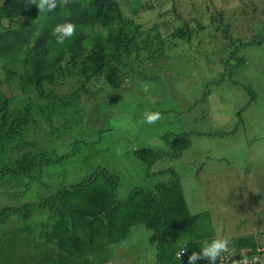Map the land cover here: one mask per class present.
<instances>
[{
  "label": "rangeland",
  "instance_id": "1",
  "mask_svg": "<svg viewBox=\"0 0 264 264\" xmlns=\"http://www.w3.org/2000/svg\"><path fill=\"white\" fill-rule=\"evenodd\" d=\"M174 1L181 4L180 12L188 18L194 14L204 26L192 42L174 40L160 64L130 69L122 89H112L104 79L92 82L91 93L80 91L68 108H58L52 122L42 115L32 123L25 140L54 162L30 179L18 178L12 187L9 179L0 180V206L33 210L32 217L15 222L26 234L14 233L13 224H0V237L6 235L0 240V264L21 263L22 248L32 237L39 240L51 224L49 210L35 204L99 168L118 177L120 200L135 189L152 190L179 179L191 213L210 212L220 238L264 231V169L259 166L264 162V43L242 46L264 37V0ZM219 13L223 22L211 23ZM140 20L153 24L157 12L143 13ZM68 84L62 94L80 87ZM1 90L11 95L7 86ZM156 111L161 120L141 122L145 112ZM178 134L191 145L181 157L170 158L169 141ZM140 148L165 157L149 166L135 156ZM110 252L108 264H156L157 240L137 223Z\"/></svg>",
  "mask_w": 264,
  "mask_h": 264
},
{
  "label": "trees",
  "instance_id": "2",
  "mask_svg": "<svg viewBox=\"0 0 264 264\" xmlns=\"http://www.w3.org/2000/svg\"><path fill=\"white\" fill-rule=\"evenodd\" d=\"M156 1L68 0L53 12H38L34 5L25 10L26 0H0V180L9 179L12 187L18 178L30 179L54 162L45 153L35 152L34 142L25 140L38 117L52 122L58 108H68L76 94L80 98V91L90 94L87 87L92 82L104 79L112 89H122L130 69L142 63L160 64L168 58L169 44L192 42L204 30L194 14L188 18L180 12V3ZM146 12H157V21L143 23L141 15ZM223 19L222 14H213L211 23ZM67 21L76 24V34L61 45L52 29ZM226 26L228 32L230 26ZM261 43L264 37L242 46ZM70 82L79 89L62 94L60 90ZM2 86L10 89V96ZM169 144V157L178 158L191 142L178 134ZM135 156L149 166L165 157L150 148L137 149ZM118 186L116 175L99 168L80 183L62 186L35 204V208L49 210L51 224L42 241L32 237L29 246L22 248L23 259L18 264H108L111 246L125 241L137 223H144L155 234L156 264H188L193 251L200 252L208 246L206 241L220 238L210 212L191 213L179 179L152 190L135 189L125 201L118 197ZM32 216L28 205L0 206V224H13L14 233L26 234L15 228V222ZM17 238L25 241L23 235ZM229 241L231 255L255 252L264 248V232ZM181 250L187 254L178 260ZM196 264L211 261L197 260Z\"/></svg>",
  "mask_w": 264,
  "mask_h": 264
},
{
  "label": "clouds",
  "instance_id": "3",
  "mask_svg": "<svg viewBox=\"0 0 264 264\" xmlns=\"http://www.w3.org/2000/svg\"><path fill=\"white\" fill-rule=\"evenodd\" d=\"M68 0H26L25 10L30 9L31 6H36L38 12H53L61 4L66 5ZM76 34V24L74 22H64L57 24L52 29V35L55 37L58 44H64L66 40L70 39ZM145 121L148 124H155L157 121L162 119L161 113L156 112H145ZM208 246H204L202 251L196 252L193 251L191 256L188 257V264H196L197 260L211 261V264H216L218 258H222L224 253L231 254V249L229 247L230 241L227 237L213 239ZM187 253L183 250L177 253L179 258L182 255ZM237 264H249V261L246 257L237 262Z\"/></svg>",
  "mask_w": 264,
  "mask_h": 264
},
{
  "label": "built area",
  "instance_id": "4",
  "mask_svg": "<svg viewBox=\"0 0 264 264\" xmlns=\"http://www.w3.org/2000/svg\"><path fill=\"white\" fill-rule=\"evenodd\" d=\"M182 251V250H181ZM180 251V252H181ZM185 252V250H183ZM184 255L177 257L178 260H181ZM246 257L249 261V264H264V248L259 247L255 252L246 251L241 254H229L225 253L222 255V258L216 262V264H237L238 261Z\"/></svg>",
  "mask_w": 264,
  "mask_h": 264
},
{
  "label": "crops",
  "instance_id": "5",
  "mask_svg": "<svg viewBox=\"0 0 264 264\" xmlns=\"http://www.w3.org/2000/svg\"><path fill=\"white\" fill-rule=\"evenodd\" d=\"M204 132H205V130H204ZM259 166L262 167V169H264V162H259ZM261 206H262V204H261ZM261 232H264V231H261ZM261 232H256V233H253V234L251 232H247V233H238V232H235L236 236H231V238L229 240L236 241L239 237H242L244 235H257V234H259ZM217 234H218V236L220 235V233H217Z\"/></svg>",
  "mask_w": 264,
  "mask_h": 264
}]
</instances>
